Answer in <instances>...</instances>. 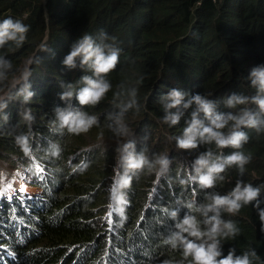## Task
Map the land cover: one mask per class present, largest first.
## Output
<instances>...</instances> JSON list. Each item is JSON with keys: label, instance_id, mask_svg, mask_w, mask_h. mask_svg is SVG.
I'll return each instance as SVG.
<instances>
[{"label": "trees", "instance_id": "obj_1", "mask_svg": "<svg viewBox=\"0 0 264 264\" xmlns=\"http://www.w3.org/2000/svg\"><path fill=\"white\" fill-rule=\"evenodd\" d=\"M7 18L28 31L22 43L9 40L0 47V60L10 64L0 67V96L9 89L0 100V161L27 170L34 186L46 173L50 182L44 194L22 204L24 209L2 202L11 214L41 209L36 237L17 250L20 264H54L56 259L58 264H105L97 254L105 234L127 252L129 261L118 264H192L182 246L174 249L165 241L186 215L207 231L204 221L213 213L206 217L204 206L214 195L229 194L238 182L260 188L261 194L238 213L220 210L221 220L231 221L238 232L218 237L219 249L222 256L248 253L252 264H264L259 218L264 130L241 128L248 140L240 149L199 140L194 149L177 146L194 113L209 125L195 103L184 106L196 95L213 104L214 114L237 116L247 110L264 120L253 102L264 94L252 84V72L264 70V0H0V22ZM85 35L105 54L119 51L115 70L98 77L90 66H81L80 58L74 68L64 64ZM85 76L110 84L96 105H80L76 99ZM172 90L183 99L169 109ZM69 91L72 97L61 99ZM233 97L245 102L229 106ZM57 110L79 111L96 117L97 124L86 133H70ZM173 116L179 117L175 125ZM231 127L229 121L222 131L228 134ZM20 137H27L30 151H22ZM236 151L251 158L243 173L228 166L213 188L193 179L200 156L211 152L222 162ZM129 152L146 158L143 169H127ZM160 158L168 160L166 168ZM37 169L43 172L40 178ZM125 175L131 184L121 188ZM120 194L127 204L122 214L111 217ZM161 194L164 199L146 209ZM200 242L211 243L207 238Z\"/></svg>", "mask_w": 264, "mask_h": 264}, {"label": "clouds", "instance_id": "obj_2", "mask_svg": "<svg viewBox=\"0 0 264 264\" xmlns=\"http://www.w3.org/2000/svg\"><path fill=\"white\" fill-rule=\"evenodd\" d=\"M28 31V27L18 20L11 18L4 19L0 22V47L9 40H16L18 43H22L25 39V34ZM80 58L81 66H90L98 77L106 76L111 71L115 70L119 62V51L111 50L108 54L102 47L95 45L90 36L85 35L82 39L77 41L73 45L72 50L66 56L64 64L69 68L76 66L75 61ZM29 64V63H28ZM0 67H10L6 65L4 61L0 60ZM3 75V73H0ZM252 84L257 87L258 93L264 94V70H254L252 72ZM82 82L85 87L81 88L76 94V99L80 105H96L98 104L105 94L110 90V84L104 79L93 80L92 78L85 76L82 78ZM9 89L7 88L0 96V100L8 95ZM73 93L71 91L61 96V99L71 98ZM168 99H171L172 103L167 105V108H175L180 105L183 94L178 90H172ZM244 103L245 100L239 97H233L229 100V106ZM256 103L261 111L264 113V99H255ZM191 103H195L199 111L203 112L205 118L209 120V125L205 126L200 120L196 118V114H193L191 124L185 128L184 137L177 140V146L180 149H194L197 147V140L203 143H215L218 148L232 147L234 149H240L244 143H247L248 137L245 132L241 131V128L250 127L255 128L257 131L264 130V120H258L255 115L247 110L242 111L240 115L233 116L229 114L227 117L221 114H214V106L199 95L193 97L189 104H185V108L189 107ZM58 119L62 127H67L70 133L80 134L88 132L95 124H97L96 117H89L79 111L69 110H57ZM179 120L178 116L171 118L173 125L177 124ZM232 122L231 131L225 134L222 129L226 128ZM22 151H30L27 148V137H20L18 139ZM131 147L126 146L125 151ZM250 157L245 156L242 152L236 151L230 156H227L221 162L220 158H213L211 152H207L200 156L195 161V171L198 174L193 179L203 188H213L218 178L223 179L220 176L231 165H236L240 172L243 173L244 166L250 162ZM2 162V161H1ZM6 163V162H2ZM124 163L129 170H141L147 164L146 158L141 154L135 156L129 152L124 157ZM158 163L162 168H166L168 160L160 158ZM9 164V163H6ZM9 166H13L9 164ZM19 170L25 177L22 182V189H19L18 184H9L12 187L7 186V190H3V186L0 185V259L3 260V264H20L17 258V250L36 237V231L38 225L35 221H38L36 211H41L40 207H34L32 212H17L11 214L7 211L2 204L6 201L9 204H15L22 209L25 201L33 200L37 195L44 194V190L49 187V174H44L37 169L40 173L39 178L42 176L41 185H32L33 180L27 175V170L20 167H13ZM29 179V180H27ZM131 184V179L126 175L122 177L121 188H127ZM119 186V182L110 185V190L114 191L115 187ZM26 188L25 191L24 189ZM13 190L15 197L18 200L10 198L8 192ZM6 192V193H5ZM261 194L260 188H254L251 184L241 185L239 182L235 188L227 195H214L211 198V203L204 206V214L207 217L208 212H212L213 215L207 217L204 221L208 225L207 231H202L199 223L193 216H185L183 221L176 225L178 231L168 238L165 243L170 244L174 249L180 245L184 249L185 256H191L192 264H252L249 254L245 253L242 256H235L232 251H229L227 256H222L219 249L218 237H227L229 235L234 236L238 229L231 222H224L220 218V210L224 209L231 214L238 213L242 206L251 204L257 201ZM25 195H28V199H25ZM33 197V198H32ZM46 200V197L44 196ZM119 204H114V207L109 216H115L116 214H122L127 204L125 197L120 194L117 196ZM163 194L149 200L145 207L148 210H153L158 201H162ZM18 204V205H17ZM191 208V205H188ZM258 207V204L256 205ZM175 218L176 213L172 214ZM259 218L264 223V210L259 211ZM187 234V236L185 235ZM105 244L99 243L97 252L98 256L105 264H118V262L129 261V257L126 256L127 252L124 248L116 245L108 234L104 235ZM187 237H193L194 239H188ZM205 238L211 241V243L200 242ZM85 247H83L84 249ZM72 250V249H71ZM255 256V252L251 253ZM57 263V259L54 262ZM77 264V263H76Z\"/></svg>", "mask_w": 264, "mask_h": 264}, {"label": "rangeland", "instance_id": "obj_3", "mask_svg": "<svg viewBox=\"0 0 264 264\" xmlns=\"http://www.w3.org/2000/svg\"><path fill=\"white\" fill-rule=\"evenodd\" d=\"M13 167L14 166H9V164L0 161V185L3 186V190H7V186L12 187V185L9 184L10 182L18 184L17 186H20L19 189L23 190L24 186H22V182L26 183V181H23L25 177L19 172V170L14 169ZM24 190L29 192L26 188ZM8 194L10 195V198L18 200V198L15 197V192L13 190H10ZM25 199H28V195H25Z\"/></svg>", "mask_w": 264, "mask_h": 264}, {"label": "snow or ice", "instance_id": "obj_4", "mask_svg": "<svg viewBox=\"0 0 264 264\" xmlns=\"http://www.w3.org/2000/svg\"><path fill=\"white\" fill-rule=\"evenodd\" d=\"M0 264H3V260L2 259H0Z\"/></svg>", "mask_w": 264, "mask_h": 264}]
</instances>
